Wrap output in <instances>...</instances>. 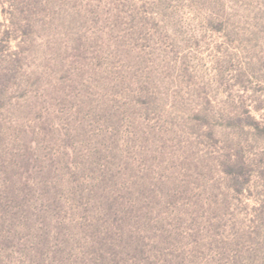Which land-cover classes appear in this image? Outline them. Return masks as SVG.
I'll return each mask as SVG.
<instances>
[{
	"label": "rangeland",
	"instance_id": "rangeland-1",
	"mask_svg": "<svg viewBox=\"0 0 264 264\" xmlns=\"http://www.w3.org/2000/svg\"><path fill=\"white\" fill-rule=\"evenodd\" d=\"M0 264H264V0H0Z\"/></svg>",
	"mask_w": 264,
	"mask_h": 264
}]
</instances>
